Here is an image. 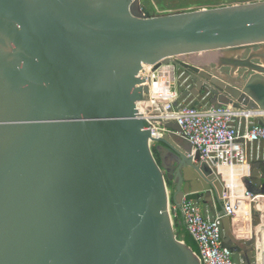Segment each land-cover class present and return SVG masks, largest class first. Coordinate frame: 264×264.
Returning <instances> with one entry per match:
<instances>
[{
    "label": "water",
    "instance_id": "1",
    "mask_svg": "<svg viewBox=\"0 0 264 264\" xmlns=\"http://www.w3.org/2000/svg\"><path fill=\"white\" fill-rule=\"evenodd\" d=\"M140 4L0 0V264H200L169 214L182 199L219 216L221 247L255 264L218 167L176 121L153 139L136 104L142 66L173 64L184 101L264 112V0L151 16ZM247 166L239 180L258 200L264 156Z\"/></svg>",
    "mask_w": 264,
    "mask_h": 264
},
{
    "label": "built area",
    "instance_id": "2",
    "mask_svg": "<svg viewBox=\"0 0 264 264\" xmlns=\"http://www.w3.org/2000/svg\"><path fill=\"white\" fill-rule=\"evenodd\" d=\"M179 73L173 64L142 66L141 86L147 87V94L145 99L137 102L136 109L139 117L143 119L144 130L153 139L162 138L170 131L164 123L176 121L181 129L180 135L211 166L237 168L247 165V146L253 142L264 141V125L248 122L235 124L239 113L229 107L214 109L211 106L198 107L191 103H179L176 88ZM153 144L149 141V146ZM224 183V211L232 217L235 236L238 240L245 241L255 234L252 261L255 264H264V224L257 225L258 233L254 230L257 226L251 225V209L256 207L257 197L246 191L241 182L237 190L229 189L225 181ZM176 209L178 208L175 204L170 202L168 210L171 218H174ZM180 212L184 228L197 246L196 255L200 264H242L234 259L231 251L221 247L219 216H205L199 203L185 199L180 203ZM260 213L262 220L264 212Z\"/></svg>",
    "mask_w": 264,
    "mask_h": 264
},
{
    "label": "rangeland",
    "instance_id": "3",
    "mask_svg": "<svg viewBox=\"0 0 264 264\" xmlns=\"http://www.w3.org/2000/svg\"><path fill=\"white\" fill-rule=\"evenodd\" d=\"M251 1L256 0H140V5L142 10L150 13L146 15L151 16Z\"/></svg>",
    "mask_w": 264,
    "mask_h": 264
},
{
    "label": "crops",
    "instance_id": "4",
    "mask_svg": "<svg viewBox=\"0 0 264 264\" xmlns=\"http://www.w3.org/2000/svg\"><path fill=\"white\" fill-rule=\"evenodd\" d=\"M176 88H177V86H176ZM178 102L179 103H182V102L183 103H191V105L198 106V107L207 106L205 103H200L194 98L185 99V101H184V99L180 95H179ZM237 112L239 113V117L235 119V124H237L238 122L241 123V125L244 124L245 122H248V123L253 122V123L259 124V119L262 123H264V112H261V111H258L257 113H251V112L243 113V112H239V111H237ZM258 116H260V118ZM260 155L264 156V141H257V142H253V143L248 144V146H247V162L249 164H250V162L259 158ZM240 167L244 169V171L241 175V178H242L243 176H245V174L247 172L246 170L248 168H247V165L240 166ZM255 202H259V201L255 200ZM199 205L202 207L204 215L206 216L207 214L205 212V207L203 206V204H199ZM209 216L211 217V215H209ZM173 221L175 222V228L176 229L184 227L183 218H182L181 212L178 209H176V211H175V216H174ZM259 224L260 225L263 224L262 220H260Z\"/></svg>",
    "mask_w": 264,
    "mask_h": 264
},
{
    "label": "bare ground",
    "instance_id": "5",
    "mask_svg": "<svg viewBox=\"0 0 264 264\" xmlns=\"http://www.w3.org/2000/svg\"><path fill=\"white\" fill-rule=\"evenodd\" d=\"M197 56H198V58L204 57L203 54H198ZM218 171L221 174L222 179L226 182V185L229 189H231V190L239 189V186H240L239 178L244 171L243 168H241V167L226 168V167L219 166ZM258 201H259V202H257L258 209L264 212V198L260 197L258 199ZM248 213H249V211H248ZM173 219L174 218H171L172 221H173ZM262 223L264 224V213L262 216ZM247 229H249V228L247 227ZM254 230H255V232L258 233L259 232V226H257Z\"/></svg>",
    "mask_w": 264,
    "mask_h": 264
},
{
    "label": "trees",
    "instance_id": "6",
    "mask_svg": "<svg viewBox=\"0 0 264 264\" xmlns=\"http://www.w3.org/2000/svg\"><path fill=\"white\" fill-rule=\"evenodd\" d=\"M143 12L145 14H150L149 12H146L145 10H143ZM149 16V15H147ZM171 182H167V184L170 185ZM174 222V221H173ZM174 231L176 234V237L178 240L183 241L187 246H189L194 252H197V246L195 244V242L193 241V239L190 237V235L187 233V231L185 230L184 227L182 228H175V222H174Z\"/></svg>",
    "mask_w": 264,
    "mask_h": 264
},
{
    "label": "flooded vegetation",
    "instance_id": "7",
    "mask_svg": "<svg viewBox=\"0 0 264 264\" xmlns=\"http://www.w3.org/2000/svg\"><path fill=\"white\" fill-rule=\"evenodd\" d=\"M168 187H169V189L172 191V189H173V184L172 183H170V185L168 184Z\"/></svg>",
    "mask_w": 264,
    "mask_h": 264
},
{
    "label": "clouds",
    "instance_id": "8",
    "mask_svg": "<svg viewBox=\"0 0 264 264\" xmlns=\"http://www.w3.org/2000/svg\"><path fill=\"white\" fill-rule=\"evenodd\" d=\"M174 224V223H173Z\"/></svg>",
    "mask_w": 264,
    "mask_h": 264
}]
</instances>
